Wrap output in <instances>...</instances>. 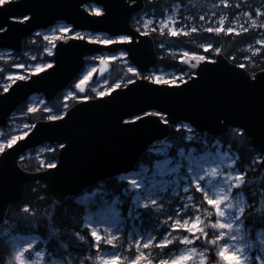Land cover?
Listing matches in <instances>:
<instances>
[{
  "label": "water",
  "instance_id": "water-1",
  "mask_svg": "<svg viewBox=\"0 0 264 264\" xmlns=\"http://www.w3.org/2000/svg\"><path fill=\"white\" fill-rule=\"evenodd\" d=\"M145 2L138 0L140 8L130 0H11L0 5V27L4 29L0 31V49L20 52L25 39L61 22L75 31L103 32L112 37L134 34L131 42L113 40L108 44L85 37L60 36L50 67L32 73L30 79L19 78L0 92L2 127L32 96L43 94L47 102L54 100L84 73L90 56L126 51L141 74L127 87H115L104 96L77 101L66 110L67 116L36 121L26 137L0 152V228L8 208L22 199L29 183L44 182L52 200L61 204L70 196L122 174L146 146L168 138L172 121L191 123L198 133L216 137L220 136L221 123L228 125V131L243 126L256 149L264 145V69L251 73L220 52L213 59L199 61V67L194 69L198 73L193 78L195 83L187 80L185 84L167 85L141 78L159 62L153 38L131 24L134 12ZM89 4L99 6L102 12L89 10ZM129 8L135 10L129 12ZM21 13L30 19H22ZM193 62L196 63L194 58ZM180 64L189 67L182 59ZM112 68L107 57L100 60L97 71L85 82L84 91L77 90L86 93L104 80ZM100 69H104L102 74ZM152 110L166 111L170 123L164 125L157 116L123 123L129 116ZM46 143L65 145L59 150L57 167L24 169L20 157Z\"/></svg>",
  "mask_w": 264,
  "mask_h": 264
},
{
  "label": "snow or ice",
  "instance_id": "snow-or-ice-1",
  "mask_svg": "<svg viewBox=\"0 0 264 264\" xmlns=\"http://www.w3.org/2000/svg\"><path fill=\"white\" fill-rule=\"evenodd\" d=\"M11 0H0V5L10 3ZM132 5H136V8H140L141 4L138 0H130ZM222 3L227 4L228 0H222ZM127 7V5H125ZM100 12L101 9H95ZM135 9L129 8V12ZM260 12V9L256 10ZM251 18L252 24H256V20L252 18V13L246 14ZM21 17L24 20L30 18L21 13ZM15 18V17H14ZM203 19V17H201ZM172 20L171 16L166 19H162L160 23L167 25ZM138 23H140L138 21ZM147 23H143V27L147 28ZM163 31V28L159 29ZM192 31L197 29L192 28ZM220 29H209V31H219ZM0 31H4L3 27H0ZM67 32L69 29L65 27L61 30ZM183 27L177 29L172 27L171 32L173 34H179L184 32ZM235 29L232 27L227 28L228 33L234 32ZM147 34V33H145ZM75 35L80 36L79 32ZM47 38V37H46ZM67 39L68 37H63ZM134 38V34L119 35L117 37L120 41L131 42ZM138 38V37H137ZM91 39V37H89ZM101 43L108 44L111 40L104 39L100 40ZM260 43L264 44V40ZM55 45H53L54 47ZM206 48H212V45H204ZM216 52L220 51V48L213 49ZM45 51H51V49H45ZM260 51L259 48L256 49ZM121 56H127L126 51L120 52ZM193 58L196 63L193 62ZM35 59V57H33ZM100 60H104L105 57H99ZM188 69L182 70L179 76L173 75L170 77H161L160 75H147L141 77L148 81H153L159 84L176 85L185 84L187 80H193L198 75L194 69L199 67V61L210 59L208 56L197 55L195 52L191 54L185 53L184 57H181ZM51 64H40L35 65V71L39 72L43 67H50ZM16 67H24L22 64H17ZM243 67V65H241ZM131 72L140 73L135 67L129 69ZM97 69L93 67L90 71L85 73L77 83L76 88H79L81 92L84 91L85 82L88 81ZM104 72V69H100V74ZM11 75V73H10ZM30 79L31 77H27ZM255 79V77H253ZM107 82V81H105ZM134 83L133 80L129 79L127 82L119 81L115 83L116 88H120L123 84L127 87L128 84ZM195 83V80H193ZM249 83H252L250 80ZM264 83V80L261 81ZM111 91V87L109 88ZM70 96H74L77 100H88V95H77L75 91L69 93ZM97 95L104 96V91L97 92ZM65 107H67L65 105ZM49 111H51L49 109ZM66 111L62 112L61 115H50L49 120L60 119L62 116H67ZM157 116L160 117L161 122L164 125L170 123L169 114L161 111H142L139 115L129 116L127 120H123L124 124H131L135 121H142L144 117ZM171 126L175 130H185V134H182L177 139L176 137L165 138L157 142V144L145 148L144 153L136 158V160L124 169L123 173L118 175L115 180L119 184L111 197V203L108 207L111 209L114 216L117 218L116 222L119 221L120 211L119 206L124 205L126 202L131 204L132 211L129 215L135 213L137 217L143 218L144 216H154V224L151 233L147 236L140 234L134 236L131 243H128V248L131 249L133 245L136 248V254L129 259L128 257L122 256L117 248L118 241L121 236L126 238V233H123L119 227H115V222L111 226H105L104 222H87L82 225V231L73 230L72 235L78 241H82L89 249H93L91 253L84 259L79 257H57L52 255L49 257V252L46 247H38L36 240L37 236H32L31 239L26 238L23 235L9 233V242L13 246L14 250L9 251V257L7 264H153L152 260L147 259L148 253L141 251V246L144 249H148L154 243L163 248L173 241L179 239L186 245H192L197 239L201 237L206 241L204 250L198 253L199 264H211L208 255L205 253L211 252L215 257V264H264V251H261L259 257H253L249 254L250 245L246 242L245 232V217L248 211H257V205H260V200L256 196L246 197L242 195L240 189L247 186L248 173L245 169L240 166L242 159L231 158L229 163L231 170L222 169V165L225 163L224 160H220L219 163L215 161H205L208 164L207 168L204 167V163H201L203 157L195 155L200 145H208L209 139L207 134H200L196 131L195 127L191 123L186 122H171ZM35 128V124L31 125ZM228 132V125L221 123L218 134L221 138H224V134ZM237 136H243L245 134V128L243 126L237 127L235 130ZM28 132L25 131L23 136H27ZM228 135H232L228 133ZM19 137L11 136L0 141V152L4 151V143L8 146L16 144ZM219 143V140L217 141ZM237 143L236 139H233V145ZM189 144H196L197 147H193L191 151H186ZM183 145V146H181ZM60 148H65L64 144L59 145ZM178 156L173 162V166L170 171L174 173L172 180H164L158 178L160 173L151 170L152 156L153 154L163 153L168 155L169 152L173 155ZM255 151V150H254ZM259 163L261 167H264V145L259 148ZM227 155V154H225ZM20 159H24L23 156ZM251 163V161H250ZM44 167L54 169L57 167V161L53 158L51 163L44 164ZM183 181V183H181ZM175 184L176 188L172 189V195L176 197L175 203H172L166 199L169 189L168 185ZM107 184V181H104ZM205 184L207 187H205ZM159 186V190L158 189ZM98 190L104 191L103 185H97ZM182 193V195H181ZM197 194H200L199 200ZM264 195V192L261 193ZM63 201V196H61ZM255 201V203H253ZM186 202V203H185ZM206 202V204H205ZM99 203L105 204L106 201H100ZM141 206L143 211H141ZM167 206V207H166ZM25 213H33V208L30 204L23 206ZM202 213L206 215H202ZM259 214L264 216V206L259 208ZM164 215L165 220L160 221L159 216ZM51 220V215L49 216ZM171 222V223H169ZM162 228L159 238L155 235L157 229ZM183 229L188 233H194L195 235H183L177 237L175 235L176 230ZM209 229L212 231V238L209 240ZM58 229L53 228L51 230V238L48 242L55 241L65 251L69 250L68 245H64L59 239L57 233ZM82 232L84 234H82ZM90 232V235L88 234ZM171 237V239L169 238ZM231 241V243H229ZM107 246V247H105ZM264 247V243L261 245ZM212 249H215L213 252ZM193 254H197L195 247L186 248L182 250L181 255L176 256L172 260L161 259L159 264H181L183 261L192 259Z\"/></svg>",
  "mask_w": 264,
  "mask_h": 264
},
{
  "label": "trees",
  "instance_id": "trees-1",
  "mask_svg": "<svg viewBox=\"0 0 264 264\" xmlns=\"http://www.w3.org/2000/svg\"><path fill=\"white\" fill-rule=\"evenodd\" d=\"M178 4L180 5V16L183 18L185 15L192 18L196 31H191L189 33L181 34H171V33H161L156 31V41L158 46L162 43H166V48H169L168 53L166 48L162 46V50L159 51L161 56L159 66H162L165 70H173L176 72L186 71V69L181 66L180 59L183 57L180 52H172L171 50H189L193 52H199L208 56L210 58H215L219 52H223L231 61L237 64L244 65L251 73H255L258 70L264 69V45L258 46L260 51L253 52L247 49L248 46L255 44L259 38L264 37V27L258 26H247L245 29L239 32L228 33L226 28H228L233 21L234 17L239 13H252V17H257V9L261 10L260 17L264 18V0H228L227 4L222 3V0H149L148 10L150 13L155 14L157 17L163 16L167 10H172L173 7ZM91 6V5H90ZM212 13L214 15L212 16ZM204 15V19L209 17L215 18L218 15H224L226 17L225 28L221 31H209L207 29H201L199 21V16ZM190 25L189 27L191 26ZM194 26V27H195ZM208 42L212 45V48H204L203 44ZM44 40L42 38L36 39L32 42L30 39H26L24 42V48L21 52H13L17 56H25V51L34 52L38 55L44 54L46 60H53V56L45 53L44 51ZM220 48L219 52L214 51V48ZM28 60V57L25 58ZM16 64L15 60L11 59H0L1 66V78H4L7 72L12 70ZM123 68H117V64L114 63L111 75L112 81L115 77H121L123 81L127 82L129 79H133L137 74L132 73L126 66ZM74 81L70 84V87H74ZM5 88L0 83V91H4ZM85 95L89 97L97 96L92 89L88 90ZM76 100L74 98L65 99L64 92H61L54 100L47 102L50 110L41 107L36 110H28L27 102L21 104L14 115L10 118L13 119L14 116L18 114H25V119L27 122L32 123V125L40 119H48L50 115H61L62 112L66 111L70 106H72ZM65 105L67 107H65ZM5 130L11 131L12 125L5 127ZM235 128H231L227 133L224 134V138L221 136H211L207 134L209 143L212 144L216 140H220L224 146H229L234 152L237 153L238 159H242L241 165L245 171L248 173L247 176V186L240 189L246 197L256 196L260 200V205H257V211H248L245 217L246 230L248 235L252 239H256L257 233L260 229L264 228V216L259 214V208L264 206V169L261 167L259 161V151L256 149L250 138L244 134L243 136H237L235 133ZM231 133L232 135H228ZM185 134V130H175L171 126V132L168 138L176 137L179 138L180 135ZM206 134V133H204ZM203 135V134H202ZM233 139H236L237 143L233 145ZM52 149H48L42 155V158L34 155L35 149L30 151V156L27 153L24 155V159H20L21 166L29 171H38L46 169L44 164L51 163L53 158H58V153L60 150L59 145H53ZM183 146V145H181ZM199 146L198 149H201ZM192 147H197L196 144H189L186 150ZM255 150V151H254ZM171 156L177 157V154L173 155L171 151L169 152ZM163 155L161 153L153 154L151 168L161 159ZM251 161V163H250ZM116 177L106 179L107 184L102 182L97 185H103L105 197L111 200L113 191L119 187V184L115 180ZM200 194H197V199L199 200ZM166 199L172 203H175L176 197L171 194L170 190ZM30 204L33 208V213H25L23 211V206L25 204ZM255 203V201H253ZM206 204V202H205ZM131 204L125 203L119 206L124 214H128ZM89 205L78 200V196H70L66 198L63 203L56 204L47 190L46 184L42 181L31 182L27 185L26 191L22 199L16 203L12 204L7 211L4 222L0 228V264H7L9 251L12 250L8 234H38L43 239L40 241L38 246H44L48 249L49 254L55 255L57 257H79L84 259L88 256L93 249H89L84 242L78 241L72 235L73 230L82 231V225L85 224V218L88 214L90 208ZM167 207V206H166ZM141 211L143 209L141 208ZM51 215V220L49 216ZM206 215V214H205ZM165 218L164 215L159 216ZM154 216H144L143 218L138 217L137 222H139L140 229L144 232L152 231L154 224ZM170 223V222H169ZM55 228L58 229L57 233L59 239L64 245L69 246V250L65 251L61 248L55 241L48 242L51 238V230ZM163 229H157L155 232L157 238H159L160 232ZM210 240L212 238V231L209 230ZM82 234H84L82 232ZM90 235V232L88 233ZM197 243L201 247H205L206 241L201 238ZM181 244L178 242H173L163 248L158 247L153 244V253L171 255L180 248ZM214 252L215 249H212ZM209 261L215 264V257L208 253ZM92 264V262H88Z\"/></svg>",
  "mask_w": 264,
  "mask_h": 264
},
{
  "label": "rangeland",
  "instance_id": "rangeland-1",
  "mask_svg": "<svg viewBox=\"0 0 264 264\" xmlns=\"http://www.w3.org/2000/svg\"><path fill=\"white\" fill-rule=\"evenodd\" d=\"M88 8H89V10H91L95 13H101L102 12V9L96 5H91ZM97 8H100L101 11L97 12L95 10ZM179 9H180V5L176 4L172 10H167L165 12V15L158 19L159 27L163 28L164 30H166L168 33H171V34H173L171 32L172 27H175L177 29L183 27L185 29L184 32H180L179 34L189 33L192 31L191 30L192 28L197 29L192 18H188L189 16H187V15H185L183 18H181V16H180L181 11ZM213 15H214V13H212V16ZM257 15H258L257 17H252L256 20V24H252L251 18H249L246 15V13H239L234 17V19L231 22L229 27H232L233 29H235L234 32H239V31L245 29V27L250 26V25L251 26L261 25L264 27V18L260 17L261 11L257 12ZM168 16H171L172 20H170L167 25H162L160 23V21L162 19H166ZM201 17H203V19H201ZM149 20H150V18H146L147 22ZM201 20H202V22L200 23V27H199L201 29H207V30H209V29H220L219 31H221L225 28L226 17L224 15H218L215 18L209 17L207 19H204V15L202 14L199 16V21H201ZM190 22H192V23H191V26L189 27ZM65 27H67L69 29V31L62 32L61 30L64 29ZM226 30H227V28H226ZM76 32H79L81 35L80 36L75 35ZM63 35L85 37L87 39H89V37H91V39H89L91 41H100V40H104V39H109L111 41L113 40V39H111V37L109 35H106L105 33H99V32L95 33V32H89V31H75L74 28L72 26H69L66 22L58 23L55 27H53L51 29L36 32L33 35H31L28 39H30L32 42H34L39 37L42 38L45 42L44 51H45V49H49V48L51 49V51H45V53L52 55L53 50H54L53 45H55V43L57 42L59 37L63 36ZM114 40H117V38H114ZM261 40H264V37L259 38L255 44L248 46L247 49H249L250 51L256 52V49L259 48L258 46L264 45V44L260 43ZM206 44H209V43L205 42L203 44V46ZM204 48H206V47H204ZM171 51L174 53L180 52L183 57H184L185 53L191 54L193 52V51H189L186 49L171 50ZM167 52L169 53L170 50H168ZM195 53L197 55L205 56L204 54L199 53V52H195ZM24 55H25L24 57L23 56H17V55L13 54V51L6 50V49H0V59H11V60L16 61V64H14L15 68H13L9 72H7L6 75L4 76V78H1V71L2 70H1V66H0V83L5 89H7L15 80H17L19 78H27L32 73H36L35 65L37 63L52 64L51 60L45 59L44 54L38 55L34 52L25 51ZM101 56L107 57L111 61H117L116 63H117L118 69L123 68L122 66H126L125 67L126 69H130V68L134 67L133 65H130L127 56H121L120 53H118L116 55L107 56V54L105 52H103V53L98 54V55L90 56V57H88V63L89 64L87 65V68L85 69L84 73L80 75V77L78 78V81H76L74 83V87H70L69 89L67 88L65 91H63L65 99L74 98L76 101H79L74 96H70L69 93L75 91L77 95H84V94L80 93L79 91H77L76 85H77V83H79L80 79L82 78V76L85 73L90 71L93 67L97 68L99 61H100L99 57H101ZM26 57H28V60L25 59ZM33 57H35V59H33ZM17 64H22V65H24V67H16ZM44 68H46V67H43L41 70H43ZM180 72L181 71L176 72L173 70H165L162 66H158V67H154L153 69H151L144 76L160 75L161 77L166 78V77H170L173 75L179 76ZM10 73H11V75H10ZM132 73H135V72H132ZM135 74H137V73H135ZM114 76H116V75H114ZM114 76H112L110 74L104 80H102L101 82H99L95 86H93L91 89L96 94H97V92H99L101 90L104 91L105 94L109 93L110 87L112 90L113 88H115V86H114L115 83H117L121 80L123 81V79L121 77H118V76L115 77L114 80L112 81L111 79ZM140 76H141V74L139 76L136 75L135 78L140 77ZM105 81H107V82H105ZM46 103H47V101L45 100V97L43 94H36L29 99V101L27 102V107H28V110H36V109H39L41 107H44L45 109L49 110L50 107H49V105H46ZM24 119H25V114H18L16 116H14L13 119L10 120L9 124L7 126H5V127H8L9 125H12L11 131H7V130H5V127L0 126V141L5 140L6 137L10 138L11 136H17V137L21 138L25 131L28 132L32 128L31 127L32 123L27 122ZM217 141L218 140H216L212 144L208 143V145H206V146L202 145L201 149H198V151L195 153V155H197L199 157H203V160H201V163H204L205 168H207V166H208V164L205 163V161H209V162L215 161V162L219 163L220 160H224L225 163L222 165V169L231 170V165H230L229 161L231 158L238 159V155L229 146H224L220 140H219V143H217ZM155 144H157V143H155ZM155 144H153V145H155ZM3 147H4V149H6L8 147L7 143H4ZM52 147H54V146L46 143L45 145L35 149L34 155L42 158L43 153L45 151H47L48 149H52ZM192 148H190L189 150H186V151H191ZM28 153H29L28 155L30 156V152H28ZM161 154L163 155V157L161 159L157 160V162L154 164V166L151 168V170L154 172L160 173V176L158 177L160 179L172 180L175 174L172 173L170 171V169L173 166V162L177 157L171 156L170 154H168V155H165L163 153H161ZM225 154H227V155H225ZM177 156H178V154H177ZM181 183H183V181H181ZM205 187H207L206 184H205ZM174 188H176V185L174 183L168 185V189L170 190L171 194H172V189H174ZM157 190H159V186H158ZM241 194L245 195L243 192H241ZM181 195H182V193H181ZM78 200L85 203L86 205H89V207H91L93 205V207L90 208L88 214L86 215L85 223L92 222V221H96V222L103 221L105 226H111L115 222V227H119L123 233H126V238L124 236H121V238L118 241L117 248L114 249L115 251H118L122 256H125V257H128L129 259H131L136 254L135 245H133V247L131 249H129L127 246L128 243L132 242L134 236H139L140 234L147 236L149 233H151V231L150 232H144L143 230L140 229L139 222L136 221L138 217L135 215L134 212H133V214L129 215V212L132 211V206H130V210H129L128 214H124L119 207L120 218H119V221L116 222L117 218L114 216L111 209L108 207V204L111 203V200L109 198L105 197V194H103V191L98 190L97 184L94 185L93 187L88 188L86 191H84L83 193L78 195ZM100 201H106L107 203L101 204V203H99ZM141 208H142V206H141ZM202 215H205V214L202 213ZM159 219L161 221L160 217H159ZM164 219L165 218H162V221ZM206 230H208V229H206ZM245 232H246V242L250 245V247L248 249L249 254L253 257H259L261 251H264V247L261 246L262 243H264V228H262L258 231L256 239H252L248 235L246 227H245ZM18 235H23L28 239H31L32 236L39 237L36 240L37 246L40 243V241H42V239H43L38 234L24 235V234L18 233ZM175 235L177 237H180L183 235H190L191 236V235H195V234L194 233H188L186 230H183V229H178V230H176ZM169 238L171 239V237H169ZM200 239H197L194 242V244H192V245H186V244L182 243L179 239H177L176 241H173V242L180 243L181 246L177 251H175L171 255H163V254H161V255L156 254L155 255L153 253V250H152L153 245L150 246L148 249H144L143 246H141V251L148 253L147 259L152 260L153 264H159V261L161 259L172 260L176 256L181 255L183 249L195 247L197 249V254H193L192 259H190L188 261H183V262H181V264H199L198 253L204 250V248L201 247L197 243V241H199ZM229 243H231V241H229ZM10 245H11V243H10ZM38 247H44V246H38ZM105 247H107V246H105ZM11 248H12V250H14L12 245H11ZM205 254L208 255V253H205ZM49 257H51L50 254H49ZM256 264H258V260H257Z\"/></svg>",
  "mask_w": 264,
  "mask_h": 264
},
{
  "label": "flooded vegetation",
  "instance_id": "flooded-vegetation-1",
  "mask_svg": "<svg viewBox=\"0 0 264 264\" xmlns=\"http://www.w3.org/2000/svg\"><path fill=\"white\" fill-rule=\"evenodd\" d=\"M148 1L149 0H146L144 6L141 9L134 12L132 19H131V24L137 31L144 33V34L147 33L148 35H150L153 38V40L156 44V48H157V52H158V56H159V62L158 63L160 64L161 56L159 55V51L162 50V46H164L166 48L167 45H166V43H162L158 46L157 41H156V31H159L161 33L167 32L166 30L160 31L159 30L160 27L158 25V19L163 17L165 14L163 16L161 15V16L157 17L155 14L150 13L148 10ZM146 18H150L152 23H149L148 27L144 28L142 25H143V23H147ZM138 21L140 23H138ZM105 34L109 35L111 37V39L118 37V36L112 37L108 33H105ZM166 50L168 51L169 48H166ZM120 52H118V53H120ZM118 53H115L113 55H116ZM111 62H112V65H114V63H116L117 61H111ZM129 63H130V65H132L130 61H129Z\"/></svg>",
  "mask_w": 264,
  "mask_h": 264
},
{
  "label": "bare ground",
  "instance_id": "bare-ground-1",
  "mask_svg": "<svg viewBox=\"0 0 264 264\" xmlns=\"http://www.w3.org/2000/svg\"><path fill=\"white\" fill-rule=\"evenodd\" d=\"M87 68V67H86Z\"/></svg>",
  "mask_w": 264,
  "mask_h": 264
}]
</instances>
